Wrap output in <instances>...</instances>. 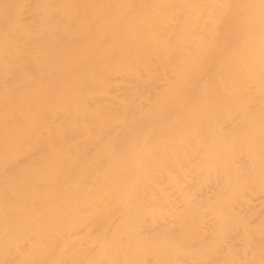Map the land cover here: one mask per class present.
<instances>
[{
    "label": "bare ground",
    "instance_id": "1",
    "mask_svg": "<svg viewBox=\"0 0 264 264\" xmlns=\"http://www.w3.org/2000/svg\"><path fill=\"white\" fill-rule=\"evenodd\" d=\"M0 264H264V0H0Z\"/></svg>",
    "mask_w": 264,
    "mask_h": 264
}]
</instances>
